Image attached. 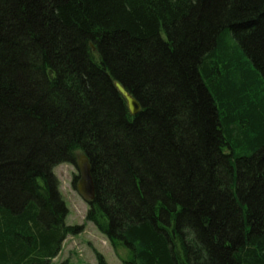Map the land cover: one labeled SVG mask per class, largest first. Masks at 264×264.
<instances>
[{
	"label": "trees",
	"instance_id": "1",
	"mask_svg": "<svg viewBox=\"0 0 264 264\" xmlns=\"http://www.w3.org/2000/svg\"><path fill=\"white\" fill-rule=\"evenodd\" d=\"M81 154L122 264H264V0H0V264H69Z\"/></svg>",
	"mask_w": 264,
	"mask_h": 264
},
{
	"label": "rangeland",
	"instance_id": "2",
	"mask_svg": "<svg viewBox=\"0 0 264 264\" xmlns=\"http://www.w3.org/2000/svg\"><path fill=\"white\" fill-rule=\"evenodd\" d=\"M54 172L59 179V191L66 208L65 223L83 225L84 230L66 236L61 251L53 259V263L67 260L69 264H98L97 253H101L109 264H122L128 257V250L124 247L116 250L107 236L93 222L86 219L90 205L77 189L81 179L78 160L77 163L58 164ZM76 175H80L77 185L74 183Z\"/></svg>",
	"mask_w": 264,
	"mask_h": 264
},
{
	"label": "water",
	"instance_id": "3",
	"mask_svg": "<svg viewBox=\"0 0 264 264\" xmlns=\"http://www.w3.org/2000/svg\"><path fill=\"white\" fill-rule=\"evenodd\" d=\"M116 85L119 91L126 98L131 113L137 114L141 110V105L138 100L133 97L120 82H117ZM78 167L81 179L78 183L77 189L83 199L90 203L95 198L96 191L95 182L92 176V166L86 154H81L78 159Z\"/></svg>",
	"mask_w": 264,
	"mask_h": 264
}]
</instances>
